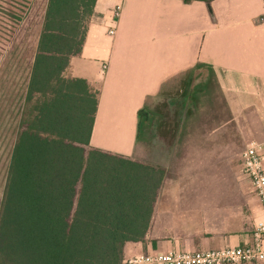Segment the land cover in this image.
I'll return each instance as SVG.
<instances>
[{
	"label": "crops",
	"instance_id": "0c3cea01",
	"mask_svg": "<svg viewBox=\"0 0 264 264\" xmlns=\"http://www.w3.org/2000/svg\"><path fill=\"white\" fill-rule=\"evenodd\" d=\"M42 2L33 50L24 61L22 101L46 7ZM23 50L12 55L22 57ZM19 62L5 66L14 69ZM198 62L213 69L226 121L208 129L185 127V143L156 145L153 138L140 143L143 106ZM63 76L83 78L98 90L91 146L165 171L145 239L127 242L125 257L251 242L264 213L242 170L243 149L234 144L264 140V0H96L81 50L70 57ZM227 124L231 138L225 137Z\"/></svg>",
	"mask_w": 264,
	"mask_h": 264
},
{
	"label": "trees",
	"instance_id": "16d2710c",
	"mask_svg": "<svg viewBox=\"0 0 264 264\" xmlns=\"http://www.w3.org/2000/svg\"><path fill=\"white\" fill-rule=\"evenodd\" d=\"M32 1L0 0V59ZM95 1L46 0L0 198V264H124L125 244L149 230L165 171L91 146L98 90L63 76ZM196 67L209 70L208 81L193 83ZM184 75L193 101L208 82L217 86L209 64ZM144 109L139 141L152 138L155 123Z\"/></svg>",
	"mask_w": 264,
	"mask_h": 264
},
{
	"label": "rangeland",
	"instance_id": "374dc122",
	"mask_svg": "<svg viewBox=\"0 0 264 264\" xmlns=\"http://www.w3.org/2000/svg\"><path fill=\"white\" fill-rule=\"evenodd\" d=\"M42 1H32L26 15L25 29L17 37L16 42L13 45H9L8 50L5 51L0 59V198L2 196L8 160L16 136L18 115L20 105L22 104V93L28 74L24 61L27 60L30 52L33 50L37 22L43 5ZM20 48L25 49L22 52V57L21 55L19 57L12 55V51L15 52ZM6 54L8 55L6 56ZM21 59L23 60L22 65L24 64V68L18 64L14 69H10L11 66H5L7 63L12 64V66L16 65V61L20 63L19 60ZM193 75L194 84L204 83L209 79V70L205 67H196L193 70ZM184 79L185 75L183 73L169 80L163 86L160 94L150 99L146 104L148 110L155 112L153 116L155 123L149 131L156 145L162 144L163 141L167 143H172V141L178 144L185 143V127L195 130L198 128L208 129L218 126L220 122L224 123L227 119V110L219 90L213 81L208 82L207 86L197 93V100H194V102L191 99L190 92L186 95L184 94ZM146 111L144 109L142 113L147 116ZM187 114L188 116L184 118ZM143 124L141 125L142 130L146 128ZM225 127V137L231 138V131L233 130L231 125L227 124ZM225 127L222 128L223 131ZM193 136L196 138V133ZM235 137L233 136V138ZM253 139L255 138H247L246 143ZM139 142L142 143L144 141ZM246 143L235 139L234 146L241 152ZM155 155H159V152H155ZM173 193H176V189Z\"/></svg>",
	"mask_w": 264,
	"mask_h": 264
},
{
	"label": "built area",
	"instance_id": "2783aa9c",
	"mask_svg": "<svg viewBox=\"0 0 264 264\" xmlns=\"http://www.w3.org/2000/svg\"><path fill=\"white\" fill-rule=\"evenodd\" d=\"M112 34L114 31L110 29ZM242 170L264 213V140L247 142L241 152ZM264 263V217L255 222L251 242L244 246L185 251L139 252L126 257L124 264H235Z\"/></svg>",
	"mask_w": 264,
	"mask_h": 264
}]
</instances>
